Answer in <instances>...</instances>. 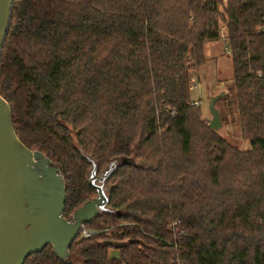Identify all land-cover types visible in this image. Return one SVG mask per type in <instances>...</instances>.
<instances>
[{
    "label": "trees",
    "instance_id": "trees-1",
    "mask_svg": "<svg viewBox=\"0 0 264 264\" xmlns=\"http://www.w3.org/2000/svg\"><path fill=\"white\" fill-rule=\"evenodd\" d=\"M220 41L247 151L191 97ZM0 95L60 170L68 221L94 181L108 198L67 261L25 264H264V0H15Z\"/></svg>",
    "mask_w": 264,
    "mask_h": 264
},
{
    "label": "water",
    "instance_id": "water-1",
    "mask_svg": "<svg viewBox=\"0 0 264 264\" xmlns=\"http://www.w3.org/2000/svg\"><path fill=\"white\" fill-rule=\"evenodd\" d=\"M14 2L0 0V58ZM229 95L226 90L210 98L212 119L208 124L216 132L223 127L217 103ZM99 181L98 196L68 221L64 217L66 186L60 170L43 153L30 150L19 140L12 109L0 95V264H25L47 246L53 247L59 260L67 261L82 227L107 212L105 178Z\"/></svg>",
    "mask_w": 264,
    "mask_h": 264
},
{
    "label": "rangeland",
    "instance_id": "rangeland-1",
    "mask_svg": "<svg viewBox=\"0 0 264 264\" xmlns=\"http://www.w3.org/2000/svg\"><path fill=\"white\" fill-rule=\"evenodd\" d=\"M225 42L210 43L205 48V54L209 59L207 64L196 76L191 92L192 100L198 102L203 113V118L207 121L212 119L209 108L210 98L223 91H229L230 95L221 99L217 103L220 113L227 116L228 121L223 122V127L218 133L234 147L247 151L251 148L248 141H244L241 136V125L239 112L234 106L233 88V63L230 54L225 51ZM96 186H100L99 181H94Z\"/></svg>",
    "mask_w": 264,
    "mask_h": 264
},
{
    "label": "built area",
    "instance_id": "built-area-1",
    "mask_svg": "<svg viewBox=\"0 0 264 264\" xmlns=\"http://www.w3.org/2000/svg\"><path fill=\"white\" fill-rule=\"evenodd\" d=\"M223 1L224 2H227V0H223ZM221 33L224 36V34H225L224 28L222 29ZM194 105L195 106H198L199 103L198 102H195ZM96 233H97L96 231L91 230V229H88V228H86V226H83L79 237H81V238H88V237H90L92 235H95ZM177 264H181V263L178 262Z\"/></svg>",
    "mask_w": 264,
    "mask_h": 264
}]
</instances>
